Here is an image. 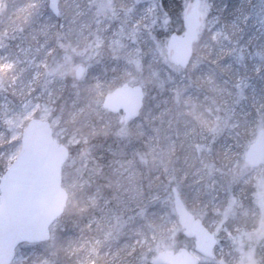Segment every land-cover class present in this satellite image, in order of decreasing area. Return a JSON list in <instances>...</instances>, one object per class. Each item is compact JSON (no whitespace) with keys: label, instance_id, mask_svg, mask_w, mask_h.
<instances>
[{"label":"rangeland","instance_id":"374dc122","mask_svg":"<svg viewBox=\"0 0 264 264\" xmlns=\"http://www.w3.org/2000/svg\"><path fill=\"white\" fill-rule=\"evenodd\" d=\"M190 2L59 0L58 25L47 0H0V176L18 153L26 123L47 120L53 136L73 149L62 168L65 212L72 216L80 203L94 210L72 234L56 221L49 241L19 245L11 264H55L61 255L69 256L62 264H95L97 257L107 264H164L157 252L180 246L193 252L160 181L177 182L188 210L215 234L213 257L198 255L199 264H264V164L249 168L243 161L264 129V0H219L214 12L212 0H201L193 47L206 50L210 38L212 59L204 68L200 54L174 69L166 41L183 31ZM78 65L84 75L75 80ZM195 69L206 84L199 93L186 74ZM173 73L176 85L156 86ZM124 82L145 93L139 117L125 126L119 114L101 108L103 94ZM97 133L115 141L107 148L115 175L111 202L101 201L100 190L88 193L95 169L85 144ZM147 166L160 187L144 193ZM151 200L159 203V220L147 211Z\"/></svg>","mask_w":264,"mask_h":264},{"label":"water","instance_id":"95a60500","mask_svg":"<svg viewBox=\"0 0 264 264\" xmlns=\"http://www.w3.org/2000/svg\"><path fill=\"white\" fill-rule=\"evenodd\" d=\"M200 0H194L182 18L183 32H172L166 41L169 59L186 68L193 53V44L200 22ZM59 0H47L54 16L59 14ZM81 66L75 71L79 79ZM144 91L140 85L123 83L105 94L102 108L116 114L122 122L135 120L143 106ZM69 149L53 137L50 122L30 119L23 128L19 150L0 176V264H11L20 244L46 242L51 226L64 213L68 193L62 186V168ZM244 163L251 168L264 164V129H260L248 145ZM174 213L182 235L193 239L194 252L212 258L216 237L193 216L183 204L176 186L170 189ZM157 260L166 264H199L197 255L185 247L175 252L161 251Z\"/></svg>","mask_w":264,"mask_h":264},{"label":"trees","instance_id":"16d2710c","mask_svg":"<svg viewBox=\"0 0 264 264\" xmlns=\"http://www.w3.org/2000/svg\"><path fill=\"white\" fill-rule=\"evenodd\" d=\"M213 1V5L215 8L213 10L216 11L218 7H220L221 3L216 6V4L218 3L219 0H212ZM223 1V0H222ZM231 0H227L226 3H229ZM61 14V12H60ZM62 16H57V17H53V19H55L58 22V25L60 24ZM59 28V26H57V28L54 30L56 31ZM60 31V28L58 29L57 33ZM204 35L206 36V38L210 37V32L208 31H204ZM57 34L54 36V39H56ZM55 42V40H54ZM212 44H210V38H209V48H207L206 50H200V46L197 45L196 50L194 51L193 54V58L195 59L198 55H202V61H201V66H203L204 62H207L208 60L212 59V52L215 49H211ZM236 48V47H235ZM230 55H234L235 57H237L238 55V51L236 49H233ZM225 57H222L221 61H217V64H213L214 66H216L217 68H219L220 65H222L221 62H224ZM205 68V66H203ZM174 69H176L174 67ZM186 73V72H185ZM189 78L187 77V79L190 80V84H191V90L194 91L195 93H199L200 91H204L206 88V84L202 83L201 79L199 78V72L197 69H195L194 71L190 72V73H186ZM177 75L176 73H173L172 77H166L164 76L165 80L162 82L161 84H156V86L159 89H164L166 88L167 85L173 84L176 85L178 82V79L176 78ZM204 79V78H203ZM158 93V92H157ZM160 93V92H159ZM68 103V100H67ZM245 136L247 137V130H245ZM89 142L87 144H85L86 151L88 153L91 152L92 155L89 156L88 159V165L92 166L95 169V174H94V178H93V182L92 183V188L88 191L91 192L92 190H100L101 193V197L104 198V200L101 201H105L107 199H105L106 197H108V200H112L113 196V190L115 189V187H113V181L115 178V175H113V168L112 166L110 167L109 164H112V157L110 155L107 154V148L111 149L110 147H114V145L111 143V141H113V136L111 137L110 135H106L104 136V134H100L97 133L96 136L91 137L90 140H88ZM115 142V141H113ZM132 144H134L136 142L135 139L132 140ZM89 150V151H88ZM71 154H73V149L70 150ZM128 152L125 151V154H127ZM110 161V162H109ZM139 163V162H138ZM141 167H143V163L140 164ZM1 169V167H0ZM146 169H150L149 173L147 174V176L145 175V177H142L141 180L142 181V190L144 191V193H148L151 192L153 189H155V187H158L161 183L162 189L164 192L169 193V188L171 185L177 183V182H173V181H169V184L167 183V181H164L162 183V181L156 180L155 178H153V176H155L154 174V170L155 168L151 167H146ZM158 171L160 173V167L158 166ZM170 185V186H168ZM160 187V186H159ZM159 188H157V191H161L158 190ZM106 194L105 196L103 194ZM80 193H78L77 195H79ZM111 194V195H110ZM84 197H80L79 200L83 201ZM107 200V201H108ZM112 207V204H107V206L104 209H101L99 212L102 214L101 216L105 215V213H109L110 212V208ZM160 206L158 201H154L151 200V202H148L147 204V211L148 213H150V215L154 216L155 219L159 220L160 217ZM94 216V210H93V205L92 204H87L86 203H80L79 207L76 208V210L74 211V214L71 216L70 214H68V210L66 212H64V214L58 219L59 222L64 223L65 227L64 229L66 230V233L72 234L74 232H76L80 226L81 223L85 226L86 222H84V220L86 219H91V217ZM101 218V217H100ZM99 219V218H98ZM155 219H151V226L155 225ZM91 229L95 230L94 228V224H92ZM180 238L179 235L177 237V239ZM177 243V242H176ZM69 262V256L68 255H64V256H58L56 257V261L55 264H62V263H67ZM95 264H107L103 259H100L99 257L96 258V263Z\"/></svg>","mask_w":264,"mask_h":264},{"label":"flooded vegetation","instance_id":"af4514ba","mask_svg":"<svg viewBox=\"0 0 264 264\" xmlns=\"http://www.w3.org/2000/svg\"><path fill=\"white\" fill-rule=\"evenodd\" d=\"M181 24H182V20H181ZM183 29V28H182ZM183 32V31H182ZM182 32H180V33H182ZM179 33V32H178ZM78 66H81L82 67V69H83V72H82V74H81V76L79 77V79H76L75 78V71H76V69H77V67L75 68V70H74V79L75 80H80V79H82V77H83V75H84V66L83 65H78ZM95 71H98V69H97V64H95ZM107 92V91H106ZM105 92V93H106ZM104 93V94H105ZM104 94H103V96H104ZM103 98V97H102Z\"/></svg>","mask_w":264,"mask_h":264}]
</instances>
